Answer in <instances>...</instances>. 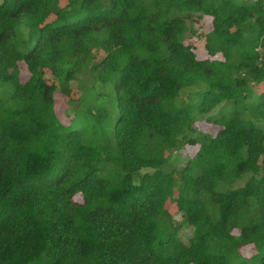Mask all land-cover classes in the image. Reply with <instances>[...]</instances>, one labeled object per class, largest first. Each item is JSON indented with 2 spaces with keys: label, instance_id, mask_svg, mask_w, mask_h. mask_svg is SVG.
Returning <instances> with one entry per match:
<instances>
[{
  "label": "trees",
  "instance_id": "trees-1",
  "mask_svg": "<svg viewBox=\"0 0 264 264\" xmlns=\"http://www.w3.org/2000/svg\"><path fill=\"white\" fill-rule=\"evenodd\" d=\"M0 264H264V0H0Z\"/></svg>",
  "mask_w": 264,
  "mask_h": 264
},
{
  "label": "rangeland",
  "instance_id": "rangeland-1",
  "mask_svg": "<svg viewBox=\"0 0 264 264\" xmlns=\"http://www.w3.org/2000/svg\"><path fill=\"white\" fill-rule=\"evenodd\" d=\"M209 20H210V17H208V16H205L202 19H196L194 25L192 26V30L189 31L188 35H187V42L192 46V48L197 50V52L199 53V55H201V57L206 56V52L204 49L203 33L207 29ZM28 76H29V74L26 70L25 65H21V67H20V79H21V81L24 82L28 78ZM55 107H56V112L62 118V120L65 119V116L63 113L64 104L58 98L56 99ZM76 200H80V197L76 196ZM175 220L181 221L179 214H175ZM190 233H191V230L188 227L185 228L183 231V234H190ZM242 253H244L245 255H249V254L253 253V249L250 246H246L242 249Z\"/></svg>",
  "mask_w": 264,
  "mask_h": 264
}]
</instances>
